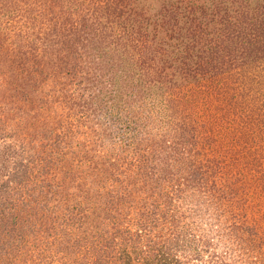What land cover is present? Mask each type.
Returning <instances> with one entry per match:
<instances>
[{
    "label": "trees",
    "instance_id": "obj_1",
    "mask_svg": "<svg viewBox=\"0 0 264 264\" xmlns=\"http://www.w3.org/2000/svg\"><path fill=\"white\" fill-rule=\"evenodd\" d=\"M0 264H264V0H0Z\"/></svg>",
    "mask_w": 264,
    "mask_h": 264
}]
</instances>
